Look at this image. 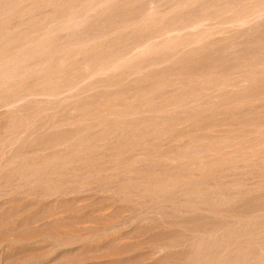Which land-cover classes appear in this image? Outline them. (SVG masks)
Wrapping results in <instances>:
<instances>
[{
  "label": "bare ground",
  "instance_id": "obj_1",
  "mask_svg": "<svg viewBox=\"0 0 264 264\" xmlns=\"http://www.w3.org/2000/svg\"><path fill=\"white\" fill-rule=\"evenodd\" d=\"M256 169L257 179H241ZM101 172L119 187L103 184L117 195L105 193L109 204H151L125 220L115 203L123 221L106 209L118 231L180 227L147 261L264 264V0H0V186L56 181L44 197L57 201L82 196ZM83 229L52 236L33 263L107 232ZM46 239L12 240L25 251Z\"/></svg>",
  "mask_w": 264,
  "mask_h": 264
},
{
  "label": "rangeland",
  "instance_id": "obj_2",
  "mask_svg": "<svg viewBox=\"0 0 264 264\" xmlns=\"http://www.w3.org/2000/svg\"><path fill=\"white\" fill-rule=\"evenodd\" d=\"M258 173L259 174V170H253V171H251L250 173H249V175L247 174V177H246V174L244 173V172H242V175L241 176H243V178L241 177V176H239V174H237L238 176L237 177H241V179L242 180H245V181H249L250 182V177L251 176H255V178L254 177H251L252 178V180H254V179H257V177H259L258 176V174H255V173ZM103 173H105V172H103ZM102 172H101V174L99 173V175L100 176H98L96 173V175L95 174H93L95 177H97V179H94L95 177H93L92 175V179L94 180H89V178H88V180H87V178H86V176L85 177H83L81 174H78L76 177H77V180H78V184H76V187H80V186H82V181H87L88 183H86V181L85 182H83V183H85V185L86 186H84L85 188H83V189H85L86 190V188L88 189V187H91V186H89V183H91L92 182V184L91 185H93L91 188H89V189H95L96 187L99 189H95V190H98L99 192L97 193V191H91V190H88V192H87V190H86V192H85V190H84V192L83 191H81L82 190V188H80V194H83L82 196L81 195H79L78 194V196H80L78 199L80 200V202H84V203H80L79 202V200H77V202H74L73 200L74 199H72V197H78L77 196V194H76V196H73L74 195V193L73 194H71L70 196H60L59 198L58 197H56V198H58V200L57 201H53V200H55L54 198H52V197H50L49 199H48V197H44V192H47L48 191V188H50V187H52V185L54 186L55 185V182L56 181H45V182H47L46 184L44 183V185H43V189H45L44 191H41L40 192V190H42V187L38 184L37 185V183H36V186L35 185H33V184H31V185H22V186H20L21 188H22V190H24V193L25 192H27V196H25L24 194H23V191L22 190H20L21 192H19V189L18 190H16V189H14V190H16L17 192H19L20 193V195L16 192V191H14V190H8V189H10V188H8V186H5V187H7V188H4V185L1 187L0 186V193H3L4 195H5V197H4V195L1 197V199H3V200H0V204H2V205H0L1 207H0V244L2 243V245H0L1 246V248H0V263L1 264H41L42 262L40 261V263L38 262V263H33V260L34 259H36L37 257H41V256H43V255H45L47 252H49L50 251V249H51V245H52V240H53V238H52V236L53 237H55V238H58V237H62V236H69V234H75L76 232V234H79V233H85L86 232V230H84L83 229V227L84 226H94L95 228H97V229H99V230H101V229H105V231H107L103 236H101L102 237V240L99 242L98 240H95V241H98V242H95V241H85V242H82V243H78V244H76L75 246H71V247H68L67 249H59V250H56L55 252H53V254H51L47 259L48 260H44L43 261V263L44 264H52V262H53V264H153L152 263V261L151 260H149V261H147V259H144L142 256H145L143 253H145L146 254V252H148V251H150V250H152L153 249V247L156 245V242H157V240H158V238H159V240H158V242L157 243H159V241H162L163 239H162V237L163 236H166L168 233H169V230H174V228H176L175 229V231L176 232H178L179 231V229H180V227H178V226H167L168 228L169 227H171L170 229H168L167 227H165L164 225H157V226H154V227H148V224H150L151 222H146V223H148V224H146V223H142V225L144 226V224H146L147 225V230L146 229H144V230H146L145 231V233H142L141 231H142V229H141V227H143L141 224H135V225H132L133 226V228H132V226H130V228H129V231H128V228H124V229H121L120 231H118L119 229H116V228H114V226H116V225H113L114 224V221H116V223H117V218H119V221H123L124 219L126 220V218H128L129 219V217H131V216H133V215H136L137 213H138V211H140V210H144L145 208L144 207H147L145 210H147L148 208H149V206L151 205L150 204V200H148V197H147V199L146 200H148V205H146L145 203H140V205L139 204H137V205H139L138 207L135 205V203H134V201L132 200V198L131 197H128V198H131L129 201H128V199H126V198H124V199H122V200H119V201H115V203L120 207V208H122V207H124L125 205H126V207H125V210H123V211H126V209H127V213H129V215L125 212V214H127V215H121V214H124V212H122V210H121V216L124 218H122V217H120V215H119V213L117 212V211H119V209L120 208H118V210H116L117 209V206L115 205V203H113V205H111V201H112V199H111V201L110 200H108L109 198H107L108 197V195L110 196V195H112V196H115V194H108V192H110V191H106V189L107 188H109V187H112V188H114V189H118V188H116L117 187V185H115L116 183H113L114 181H110L109 179L108 180H106L108 177L107 176H105L104 174H103ZM241 174V173H240ZM244 174V175H243ZM251 174V175H250ZM253 174V175H252ZM1 175H3V174H1ZM72 175V174H71ZM81 175V176H80ZM84 175V174H83ZM101 175H103V176H101ZM257 175V176H256ZM104 176L106 177V179L104 178ZM244 176H245V178H247V179H245L244 178ZM2 177L3 176H0V179L2 180ZM69 177H70V175H69ZM72 177H74L73 175H72ZM72 177H70V178H68V175H67V177H66V180H68V182L66 181H64L65 183H66V185L68 184V185H70V183L73 181V178ZM82 177V178H81ZM87 177H89V176H87ZM100 177H102V182L99 180V179H101ZM68 178V179H67ZM86 178V179H85ZM231 178V177H230ZM229 178V179H230ZM70 179V180H69ZM75 179V178H74ZM83 179H85V180H83ZM111 179V178H110ZM3 180H4V178H3ZM54 180V179H53ZM95 180L97 181H99V182H95ZM106 180V182H104V181ZM109 182V187H105V186H103V184L105 185V183H106V185L108 184V182ZM51 182V183H50ZM54 182V183H53ZM104 182V183H103ZM48 183H50V184H48ZM96 183V186L94 185ZM101 183V184H100ZM112 183H113V186H110V185H112ZM50 185V187L49 186H45V185ZM72 184V183H71ZM78 185V186H77ZM100 185H102L101 187H100ZM30 187L31 189H32V186H34L33 187V190H31V189H29V190H25V189H28V188H26V187ZM39 186V187H38ZM88 186V187H87ZM95 186V187H94ZM115 186V187H114ZM125 186V185H124ZM19 187V188H20ZM25 187V188H24ZM35 187H37V189L39 190H37V189H34ZM41 187V188H40ZM47 189H46V188ZM72 186H68V187H66V189H70ZM104 188V194H102V195H105V198H103L102 197V195H100V197H98L97 196V199H95V197H96V195H95V193H97V194H101V192H103L102 190H101V188ZM2 188H3V191H2ZM40 188V189H39ZM4 189H7L6 191L4 190ZM93 189V190H94ZM110 189V188H109ZM31 190V191H30ZM119 190H122V187L119 189ZM2 191V192H1ZM4 192H11L13 195H15L16 193L18 194V195H15V197L13 196V195H11L10 193H6L8 196H7V198H6V194L4 193ZM30 192V193H29ZM31 192H33V193H37V192H39V195H38V193H37V195H34L33 197H32V195H30L31 194ZM83 192V193H82ZM92 192V193H91ZM95 192V193H94ZM112 192V191H111ZM22 193V194H21ZM32 193V194H33ZM87 193V194H86ZM94 193V194H93ZM108 194V195H106V194ZM84 194H86V195H84ZM40 195H42L41 197L43 198H41L40 197ZM88 195H91L92 197H93V195L95 196V197H93V201H92V199L91 200H89L88 198H91V196H88ZM117 196V195H116ZM115 196V197H116ZM4 197V198H3ZM11 197V198H10ZM23 197V198H22ZM30 197V198H29ZM36 197H38V198H36ZM39 197L41 198V199H39ZM61 197H63V198H65V199H63V198H61ZM71 197V199H69ZM104 199H102V198ZM119 197V196H118ZM44 198H46V199H44ZM52 198V199H51ZM61 198V199H60ZM68 198V199H67ZM84 198H86V199H84ZM98 198H99V200L100 201H98ZM84 199V200H83ZM6 200V201H5ZM10 200H12L11 202H10ZM82 200V201H81ZM87 200V201H86ZM97 200V201H96ZM129 202V204H133V205H135L137 208H138V210H136L137 208H133L134 206L131 204L130 206H132L131 207V209H132V213H131V209L130 208H127L129 205H128V202ZM4 201V202H3ZM71 201H73V202H71ZM92 201V202H91ZM101 201H103V202H101ZM124 203H123V202ZM130 201H132V202H130ZM44 202V203H43ZM99 202H101L103 205H104V202H105V205H104V207L106 206L107 207V205L109 204V202H111L110 204H109V208H103V206H102V204L101 203H99ZM108 202V203H107ZM119 204H118V203ZM125 202H127V203H125ZM5 203V204H4ZM10 203V204H9ZM33 203V204H32ZM76 203H78V204H76ZM81 205H80V204ZM93 203V204H92ZM98 203V204H97ZM8 204V205H7ZM27 204V205H26ZM94 204H96V205H94ZM124 206H123V205ZM4 205V206H3ZM80 205V206H79ZM30 206H32V207H30ZM56 206H58V208L56 207ZM61 206V207H60ZM73 206V207H72ZM115 209V210H113V211H115L114 212V214L115 213H117L118 214V216H117V218H116V216L115 215H117V214H113L112 212H108V211H111V208L112 207ZM129 206V207H130ZM75 207V208H74ZM140 207H142V208H144V209H142V208H140ZM28 208V209H27ZM30 208V209H29ZM73 208V209H72ZM80 208V209H79ZM25 209V210H24ZM100 209H103V210H100ZM106 209H108V211L106 210V212H105V210ZM110 209V210H109ZM122 209H124V208H122ZM135 209V210H134ZM65 210V211H64ZM73 210V211H72ZM83 210V211H82ZM129 210H130V212H129ZM100 211H101V213H100ZM135 211V212H134ZM96 212H98V214L96 213ZM120 212V211H119ZM65 213V214H64ZM96 213V214H95ZM103 213H105V214H103ZM110 215H109V214ZM100 214V215H99ZM112 214V215H111ZM78 215V216H77ZM115 217H114V216ZM64 216V217H63ZM97 216V217H96ZM99 216V217H98ZM105 216V217H104ZM107 216H109V217H107ZM111 216H113L114 217V219L111 217ZM128 216V217H127ZM32 217H33V220H32ZM37 218V219H36ZM72 218V219H71ZM98 218V219H97ZM111 218H112V220H114V221H111ZM116 218V219H115ZM122 220H121V219ZM40 219V220H39ZM80 219V220H79ZM82 219H83V221H82ZM36 220V221H35ZM77 220V221H76ZM108 220V221H107ZM30 221V222H29ZM33 221V222H32ZM88 221V222H87ZM89 221H91L92 223H89ZM96 221V222H95ZM105 221V224L103 223ZM78 222H80V223H78ZM109 222V223H108ZM112 222V223H111ZM24 223V224H23ZM37 223V224H36ZM40 223V224H39ZM77 223V224H76ZM101 223V224H100ZM108 223V224H107ZM115 223V224H116ZM119 223V222H118ZM39 224V225H38ZM83 224H84V226H83ZM93 224H95V225H93ZM111 225V229H110V225ZM35 225V226H34ZM108 225V226H107ZM137 225V226H136ZM140 225V226H139ZM145 225V226H146ZM12 226V227H11ZM26 226V227H25ZM38 226H39V228H38ZM70 226V227H69ZM79 226V227H78ZM101 228H99V227ZM145 226H144V228H145ZM162 226L163 227H165V228H167L168 229V232H167V230L166 229H164V228H162ZM42 227V228H41ZM76 227V228H75ZM80 227H82V228H80ZM103 227V228H102ZM106 227H108V229H110V230H108ZM134 227H136L137 228V230H134V229H136V228H134ZM138 227H140V230H139V228ZM172 227H173V229H172ZM177 227L179 228V229H177ZM33 228V229H32ZM37 228V229H36ZM65 228V229H64ZM10 229V230H9ZM28 229V230H27ZM67 229V230H66ZM75 229V230H74ZM77 229V230H76ZM116 229V230H115ZM148 229H152L151 230V232H153V233H151V232H149V233H147V231H148ZM157 231H156V230ZM25 230V231H24ZM40 230V231H39ZM72 230V231H71ZM84 230V231H83ZM144 230H143V232H144ZM154 230H155V232H154ZM164 230H166V232L164 231ZM37 231V232H36ZM79 231V232H78ZM108 231H109V233H108ZM118 231V232H117ZM127 231V234H128V236H127V234L125 233ZM133 233H132V232ZM136 231V232H135ZM141 232V233H139V235H140V237H141V239L139 238V237H137V236H139V235H136L137 234V232ZM67 232H69V233H67ZM120 232H122V233H120ZM129 232V233H128ZM157 232V233H156ZM26 233V234H25ZM28 233H30V235H32L33 234V236H38V234L39 235H45V237L47 236V239H46V241H45V243L43 244V246L42 247H39V248H34V249H29V250H25L24 251V249H22L23 247L17 242V241H13L12 239H21V238H24V237H26V236H30V235H28ZM45 233V234H44ZM47 233V234H46ZM115 233V234H114ZM119 233H120V235L121 236H123V235H125V236H123V238L122 239H119V237H121V236H119ZM125 233V234H124ZM148 234L149 236H146L145 234ZM173 233V232H172ZM75 234V235H76ZM135 234V235H134ZM143 235V237H144V235L146 236L145 237V239L142 237V235ZM150 234L152 235V236H150ZM171 234V231H170V233L168 234V235H170ZM70 235V236H71ZM117 235V236H116ZM134 235V236H133ZM154 235H156V236H154ZM159 235V236H158ZM161 235V236H160ZM23 236V237H22ZM50 236V237H49ZM131 236V237H130ZM158 236V237H157ZM189 236V235H188ZM149 238V237H153V238H155L156 240L154 241V240H152L151 238H149V240L150 241H152V242H149V240L147 241V239L146 238ZM191 237V236H190ZM190 237H188V238H190ZM50 238H51V240H50ZM129 238V239H128ZM130 238H131V240H132V242H130L131 240H130ZM11 239V240H10ZM117 241H116V240ZM125 239L127 240L126 242H122V240L123 241H125ZM130 240V241H129ZM139 240H141V241H139ZM115 243H114V242ZM145 241H147L146 243H145ZM153 241H154V243H153ZM8 242V243H7ZM10 242V243H9ZM54 242H55V239H54ZM95 242V243H94ZM120 242H122L121 244H120ZM129 242V243H128ZM85 243V244H84ZM97 243V244H96ZM126 243V244H125ZM131 243H133V244H135V246L133 245V244H131ZM48 244V245H47ZM109 244H110V247H109ZM119 244V245H118ZM130 245V247H128L129 245ZM138 244H140L141 245V247H140V245H138ZM132 245L134 246V247H132ZM51 246V247H50ZM104 246V247H103ZM117 246H118V250H117ZM121 246H123V247H120ZM137 246V247H136ZM79 247V248H78ZM89 247H92V248H89ZM108 247V248H107ZM111 247H112V249H111ZM115 249H114V248ZM127 247H128V249H127ZM142 247H145V248H142ZM50 248V249H49ZM77 248V249H76ZM104 248H106V250L104 249ZM130 248V249H129ZM132 248H133V251H132ZM137 250H136V249ZM138 248H140V249H138ZM109 249V250H108ZM123 249V250H122ZM181 248L180 247H178V248H176V250L174 249L173 250V252L175 251V253L177 252V250H178V252H177V254H179V253H181L182 251H184V248H182L181 250H180ZM12 250V251H11ZM32 250H33V252H32ZM37 250V251H36ZM43 250V251H42ZM73 250V251H72ZM75 250V251H74ZM89 252H91V253H88V251ZM122 250V251H121ZM125 250V251H124ZM127 250V251H126ZM141 250V251H140ZM1 251H2V253H1ZM66 251V252H65ZM83 253H85V254H82V252ZM132 251V252H131ZM144 251V252H143ZM172 251V250H171ZM31 252V253H30ZM36 252V253H35ZM38 252V253H37ZM101 252V253H100ZM125 252V253H124ZM135 252V253H134ZM30 253V254H29ZM117 253V254H116ZM121 253H122V257H120L121 256ZM130 253V254H129ZM138 253V254H137ZM140 253H141V255H140ZM172 253V252H171ZM21 254V255H20ZM32 254V255H31ZM34 254V255H33ZM38 254V255H37ZM87 254H88V256H87ZM98 254H100V255H98ZM163 254L164 253H162V254H157L158 255V257H155L154 259H157L158 258V261L160 262V264H173V262L172 263H170L169 262V260L170 259H168V261L166 260V259H163L162 257H163ZM93 255V256H92ZM110 255V256H109ZM125 255H126V257H125ZM128 255V256H127ZM130 255V256H129ZM29 256V259L32 261H30L27 257ZM37 256V257H36ZM86 256V257H85ZM115 256V257H114ZM120 258H119V257ZM124 256V257H123ZM136 256V257H135ZM141 256V257H140ZM15 257V258H14ZM19 257V258H18ZM32 257H33V260H32ZM35 257V258H34ZM64 257V258H63ZM76 257V258H75ZM113 257V258H112ZM160 257V258H159ZM53 258H54V260H53ZM94 258V259H93ZM101 258L103 259V260H101ZM110 258V259H109ZM136 258V259H135ZM11 259V260H10ZM38 259V258H37ZM56 259V260H55ZM98 259V260H97ZM119 259V260H118ZM124 259V260H123ZM126 259H128V260H126ZM75 260V261H74ZM77 260V261H76ZM120 260H121V262H120ZM28 261V263H26ZM47 261V262H46ZM51 263H50V262ZM89 261V262H88ZM171 261V260H170ZM25 262V263H24ZM76 262H78V263H76ZM87 262V263H86ZM138 262V263H137ZM149 262V263H148ZM185 264H186V262H185Z\"/></svg>",
  "mask_w": 264,
  "mask_h": 264
}]
</instances>
